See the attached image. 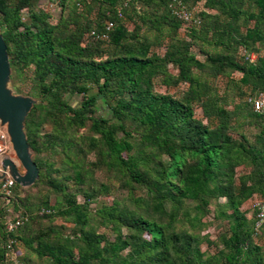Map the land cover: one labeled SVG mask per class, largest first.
Returning <instances> with one entry per match:
<instances>
[{"label": "trees", "instance_id": "16d2710c", "mask_svg": "<svg viewBox=\"0 0 264 264\" xmlns=\"http://www.w3.org/2000/svg\"><path fill=\"white\" fill-rule=\"evenodd\" d=\"M172 1L49 0L66 13L51 24L48 14L34 11L35 0H0L10 68L15 73L32 66L41 97L25 121L39 171L31 186L45 183L63 200L53 208L44 200L39 215L13 232L0 221V258L9 255V264L11 253L30 263L21 245L51 264H264V246L255 240L264 238V227L260 236L255 230L257 210L248 217L241 209L255 194L264 203V113L248 102L264 93V57L248 58L264 47V0H176L202 6L187 41L179 38L182 23L171 12ZM91 31L107 39L88 41ZM161 47L162 55L152 51ZM219 77L226 79L222 96L212 87ZM156 78L166 87L187 83V89L179 97L158 93ZM73 95L81 96L76 106L66 99ZM194 106L206 123L194 117ZM100 109L105 116L97 115ZM47 122L52 132L41 134ZM246 127L256 132L250 136ZM49 152L63 155L62 175L42 157ZM92 153L94 162L88 160ZM240 167L249 172L236 177ZM100 169L126 191L125 199L95 212L113 241L88 227L94 191L81 189ZM66 181L81 189L83 203ZM97 191L106 193L107 186ZM212 205L213 218L225 221L227 230L209 254L201 245L214 243L200 231ZM35 218H62L73 225L72 235L50 226L18 236Z\"/></svg>", "mask_w": 264, "mask_h": 264}, {"label": "rangeland", "instance_id": "374dc122", "mask_svg": "<svg viewBox=\"0 0 264 264\" xmlns=\"http://www.w3.org/2000/svg\"><path fill=\"white\" fill-rule=\"evenodd\" d=\"M197 5L191 6L189 9L192 10V8H195ZM34 11H43L44 13L49 15V22L51 24H56L59 18L66 14L61 11V8L57 6L55 3L49 2V0H35L34 3ZM95 10H93V16H94ZM21 18L23 22L28 23L30 20L27 15V10H23L21 13ZM129 25V23L127 24ZM86 38H88V41L96 40V38H92L89 33L85 35ZM179 38L187 41V32L183 30H179ZM153 52L162 55L164 53V47L161 48H154L152 50ZM192 52L196 53V50L193 49ZM244 54V51L242 49L239 50V57H242ZM258 56L264 57V47H260V49L257 52H251L249 54V59L255 60ZM251 57V58H250ZM197 58L201 61H203V57L200 55H197ZM169 69L171 72L176 75L177 71L171 69V66H169ZM33 67L31 66L29 69H25L23 71L19 72H13L11 70L10 74V82H9V88L13 91L15 95H21L32 98L36 104H38L40 100V95L38 94L37 90H35L32 80V72ZM235 78L239 77L238 73L232 74ZM225 82L226 79L224 78H217L213 80V90L219 95L222 96L225 90ZM154 90L158 93L164 94L168 93L172 96L179 97L183 94V92L187 89V83H178V84H172L168 87L164 86L161 83V78H156L154 80ZM96 88L93 87L91 89V93H95ZM66 99L70 101V103L74 106L78 104L81 101V96L73 95L71 97L66 96ZM230 100V99H228ZM101 105L99 104V107ZM228 109H231V106L228 107ZM97 115L105 116L106 115V109H100L97 111ZM194 117L196 119L202 120L204 123H206V119L203 116L202 110L199 106H194ZM53 126L51 123L47 122L44 125H42L39 128V132L41 134L44 133H50L52 132ZM245 130L249 133L248 135L252 136L253 133L256 132V129L252 127H246ZM82 133L88 134L87 130H81ZM50 154H44L42 157L48 159L47 161L53 164V169L58 170L60 168V174H63V170L61 167L63 166V155L61 153H51ZM32 157L33 153L31 152ZM88 160L90 162L95 161L94 154L88 155ZM165 160H167L165 158ZM15 161V160H14ZM17 169L20 174L23 173L22 167L19 165V163L16 160ZM249 172V168L246 167H240L236 170L235 174L236 177L240 176L241 174H246ZM57 174V173H56ZM53 175V174H52ZM92 179L88 180L87 185H84L81 187L82 190L91 191L94 195V198L88 205L89 209V217L90 222L88 224V227H96L97 231L99 233H103L106 235V238L110 241H113L114 239V233L109 229L105 228L103 226H99V218L95 217V212L97 209H99L101 206H109L112 204L113 201L119 200V199H125L126 191L123 189H120L119 183L117 180L114 179V177L105 169L95 170L92 174ZM58 177V174L56 175ZM68 188L74 190L73 192L76 193L77 201L79 203H83V196L81 193H77L76 191L79 189V187L73 186V183L71 181H66ZM104 184L107 186V192L106 193H98L97 189L98 187ZM1 185V184H0ZM79 189V190H81ZM52 189L46 185L45 183H39L36 186H30L29 188H25L23 192H20L16 188H13L12 191V198L10 201H7L4 196L2 195L0 191V221L5 226H7L8 223L13 222L16 217L19 216H26L29 218L36 217V215H39L40 209L42 208V204L44 200L48 201V205L50 208L56 207L58 204L61 203L62 197L60 195H55L52 191ZM137 194H142V192L139 190ZM18 196L20 199H23V203L19 204V202H15V197ZM262 198L258 194L254 195L251 199L247 200L241 207L243 211L247 213V216L250 217L251 215L255 214V207L254 205L258 202H261ZM220 202H223L222 200ZM210 214L205 217L206 225L201 230L202 235H207L209 237V240L214 243V245H207L206 243L201 245V250L203 252H207L209 254H213L218 245V238L219 235L224 233L227 230V223L225 221H217L213 218L214 215V205L210 206L209 208ZM28 215V216H27ZM29 223V229L24 231H17V235L20 234L24 236H27V234H31L33 231L41 228H47L52 226L53 228H56V230L64 235V236H70L72 235L73 225L62 219L57 218L54 220H48L44 218H35L32 222ZM264 227L261 226L260 229L256 230L258 231V235L260 234L261 229ZM126 231L124 230V233ZM260 236V235H259ZM256 241L259 242V244L262 243V241L258 240V237L255 238ZM2 245V244H1ZM22 253L24 254V259L27 262H30L29 264H51L49 259L47 258H40L37 254L30 251L29 249L25 248L23 245H21ZM8 259V260H7ZM9 255L6 256L5 260L3 258H0V264H9Z\"/></svg>", "mask_w": 264, "mask_h": 264}, {"label": "water", "instance_id": "95a60500", "mask_svg": "<svg viewBox=\"0 0 264 264\" xmlns=\"http://www.w3.org/2000/svg\"><path fill=\"white\" fill-rule=\"evenodd\" d=\"M5 42L0 33V126L4 127L11 144L14 160H2V169L22 187H29L38 179L39 171L32 159L25 133V121L36 102L26 96L15 95L9 88L11 68ZM16 160L23 169L20 174ZM5 174L0 175V180Z\"/></svg>", "mask_w": 264, "mask_h": 264}, {"label": "built area", "instance_id": "2783aa9c", "mask_svg": "<svg viewBox=\"0 0 264 264\" xmlns=\"http://www.w3.org/2000/svg\"><path fill=\"white\" fill-rule=\"evenodd\" d=\"M199 5V4H197ZM201 5V4H200ZM171 9V12L174 17H176L181 23H182V30L186 31L187 28L190 25H197L200 22V18L198 17V13L200 10H202V6L195 8H192L190 10L187 6L181 4L180 2H177L176 0L172 1V4L169 6ZM111 27L110 24H107V30ZM89 35L92 38H96L98 40H106L107 35L105 33L98 34L95 31H91ZM249 58V56H248ZM251 58V57H250ZM250 61H254L253 59H250ZM248 102L250 103L252 110L255 113H264V93H260L257 96L248 99ZM14 157L11 144L9 142L8 135L6 133V130L4 127L0 126V175L5 174L4 178L0 180V191L4 198L9 201V199L12 197V189L15 186V181L7 174V172H4L2 169V160L5 158L12 159ZM255 209L257 210L256 213V222H255V230H258L261 228V226L264 225V203L258 202L254 205ZM48 213L47 210H41V214ZM27 221L26 216H19L14 219L13 222H10L6 226V230L8 232H13L18 227H20L24 222ZM13 243V242H11ZM11 264H26L25 262H22L18 259H16V255L14 253H11Z\"/></svg>", "mask_w": 264, "mask_h": 264}, {"label": "crops", "instance_id": "0c3cea01", "mask_svg": "<svg viewBox=\"0 0 264 264\" xmlns=\"http://www.w3.org/2000/svg\"><path fill=\"white\" fill-rule=\"evenodd\" d=\"M181 30H182V29H181ZM259 241H262L261 245H263V246H264V238H263V239H261V240H259ZM258 243H259V242H258ZM19 250H20L21 252H23V251L21 250L20 246H19Z\"/></svg>", "mask_w": 264, "mask_h": 264}, {"label": "bare ground", "instance_id": "6f19581e", "mask_svg": "<svg viewBox=\"0 0 264 264\" xmlns=\"http://www.w3.org/2000/svg\"><path fill=\"white\" fill-rule=\"evenodd\" d=\"M14 158H15V157H13L12 160H15Z\"/></svg>", "mask_w": 264, "mask_h": 264}]
</instances>
